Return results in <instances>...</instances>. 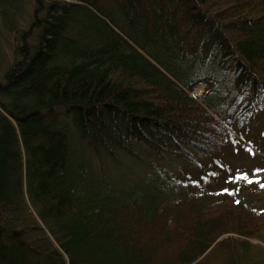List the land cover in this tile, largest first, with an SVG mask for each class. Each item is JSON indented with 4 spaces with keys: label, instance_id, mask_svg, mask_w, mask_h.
I'll return each mask as SVG.
<instances>
[{
    "label": "trees",
    "instance_id": "obj_1",
    "mask_svg": "<svg viewBox=\"0 0 264 264\" xmlns=\"http://www.w3.org/2000/svg\"><path fill=\"white\" fill-rule=\"evenodd\" d=\"M111 1L33 0L27 12L0 0V264H264L251 242L264 243V177L245 182L218 160L155 195L86 196L70 133L46 125L71 113L99 150V137L123 146L104 125L121 119L158 157L221 152L234 114L192 59L221 51L235 110L252 107L264 94V0Z\"/></svg>",
    "mask_w": 264,
    "mask_h": 264
},
{
    "label": "rangeland",
    "instance_id": "obj_2",
    "mask_svg": "<svg viewBox=\"0 0 264 264\" xmlns=\"http://www.w3.org/2000/svg\"><path fill=\"white\" fill-rule=\"evenodd\" d=\"M19 1L27 12L32 10L33 0ZM62 1L76 2L78 0ZM102 3L106 7H113L111 0H102ZM26 20L24 22L27 26V17ZM12 46L15 47V44L11 42L4 44L3 54L11 55ZM197 58L198 55L192 59L194 72L211 71L215 86L209 94L223 98V102L219 105L223 108L227 105L230 116L234 114L233 123H231L234 141L229 142L221 152L210 157L193 150L188 152L191 161L172 155L158 157L140 142L130 140L124 132L123 120L116 119L114 122L104 121V125L110 130V135L118 137L123 146H118L105 137H99L100 140L96 145L99 150H95L91 146L89 137H86L85 130L81 131L80 127L74 123L71 113L53 111L46 125L52 129V121L55 126L57 122L56 128L66 131L67 135L70 133L68 149L72 162L71 168L76 170L75 173L79 177L73 176L72 179L85 190L86 196L98 197L105 193L113 201H119L120 197L129 193L138 196L155 195L165 190L170 184L178 186L180 182L200 178L211 168L216 167L215 163L218 160L231 167L234 171L233 175L236 178L243 177L245 182L253 179L260 180L264 177V94L257 97L252 107H246L243 111L240 108L235 110L236 102L241 96L236 95L233 71L231 68L225 69L228 58L224 57L221 51H217L212 60L211 58L203 60L200 57L197 60ZM205 92V84L199 83L193 87L190 94L201 98L204 97ZM89 127L90 131L99 134L98 125H89ZM120 129L123 130L121 133L118 132ZM213 156H215L214 160ZM253 168L260 170L256 171ZM81 169L86 170V176ZM251 242L264 246V243L257 239H252Z\"/></svg>",
    "mask_w": 264,
    "mask_h": 264
},
{
    "label": "snow or ice",
    "instance_id": "obj_3",
    "mask_svg": "<svg viewBox=\"0 0 264 264\" xmlns=\"http://www.w3.org/2000/svg\"><path fill=\"white\" fill-rule=\"evenodd\" d=\"M249 182L251 183V181H249ZM261 187H264V184H262ZM237 203H239V202H237Z\"/></svg>",
    "mask_w": 264,
    "mask_h": 264
},
{
    "label": "bare ground",
    "instance_id": "obj_4",
    "mask_svg": "<svg viewBox=\"0 0 264 264\" xmlns=\"http://www.w3.org/2000/svg\"><path fill=\"white\" fill-rule=\"evenodd\" d=\"M198 84H199V83H198ZM196 85H197V84H196ZM196 85H195V86H196ZM195 86H194V87H195ZM192 89H193V88H192Z\"/></svg>",
    "mask_w": 264,
    "mask_h": 264
}]
</instances>
